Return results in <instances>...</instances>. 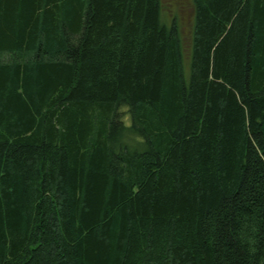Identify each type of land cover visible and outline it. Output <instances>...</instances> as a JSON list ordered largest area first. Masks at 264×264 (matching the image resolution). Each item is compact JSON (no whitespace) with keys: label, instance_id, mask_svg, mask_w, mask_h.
Returning a JSON list of instances; mask_svg holds the SVG:
<instances>
[{"label":"trees","instance_id":"trees-1","mask_svg":"<svg viewBox=\"0 0 264 264\" xmlns=\"http://www.w3.org/2000/svg\"><path fill=\"white\" fill-rule=\"evenodd\" d=\"M0 0V264H264V0Z\"/></svg>","mask_w":264,"mask_h":264},{"label":"rangeland","instance_id":"rangeland-1","mask_svg":"<svg viewBox=\"0 0 264 264\" xmlns=\"http://www.w3.org/2000/svg\"><path fill=\"white\" fill-rule=\"evenodd\" d=\"M161 20L178 28L182 49L187 57L192 39L194 7L192 0H161Z\"/></svg>","mask_w":264,"mask_h":264}]
</instances>
